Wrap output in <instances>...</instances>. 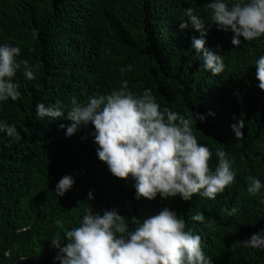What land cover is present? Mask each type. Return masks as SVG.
<instances>
[{"label": "trees", "instance_id": "16d2710c", "mask_svg": "<svg viewBox=\"0 0 264 264\" xmlns=\"http://www.w3.org/2000/svg\"><path fill=\"white\" fill-rule=\"evenodd\" d=\"M208 2L0 0V44L20 47L19 58L35 66L32 80L22 67L16 74L21 97L0 102V121L15 124L22 137L13 142L0 133V264H54L50 239L77 226L86 211L115 208L129 219H143L165 207L201 236L213 264H264V251L240 243L264 230V205L247 192L249 177L264 184V91L255 75L264 36L233 47L231 33L211 26L205 47L222 55L226 65L223 73L211 75L192 46L200 34L190 22L179 30L190 6L207 20ZM124 80L133 93L151 89L161 109L204 115L193 134L213 153V170L217 151L229 155L235 183L215 200L198 195L190 202L137 200L134 181L113 177L98 159L92 125L69 138L60 127L69 121L36 116L37 103L60 101L66 113L73 97L83 102L110 94ZM239 119L245 122L242 139L230 127ZM65 175L75 183L58 197L56 184ZM233 207L239 210L229 215ZM198 211L204 223L191 219Z\"/></svg>", "mask_w": 264, "mask_h": 264}, {"label": "clouds", "instance_id": "9594fccd", "mask_svg": "<svg viewBox=\"0 0 264 264\" xmlns=\"http://www.w3.org/2000/svg\"><path fill=\"white\" fill-rule=\"evenodd\" d=\"M205 7L210 10L207 20L191 6L184 9L182 16L186 19L179 23V30L187 29L190 22L200 34L193 38L192 46L198 54L202 53V68L216 76L225 71L226 65L222 55L205 47L208 30L214 25L218 31L231 33L233 47L264 36V0H209ZM20 52L18 46L0 44V102L21 97L20 86L15 82L21 67L27 80L35 78V66L20 59ZM255 68L258 88L264 91V55L255 61ZM127 70L131 71V66ZM35 110L39 120L69 121L60 125L66 128L69 138L92 125L90 136L97 146L98 159L113 177L134 181L137 200L153 201L159 196L163 200L179 197L190 202L197 195L215 200L235 183L234 161L229 155L217 151L218 163L213 170V153L193 134L192 126L204 122L205 116L193 113L186 117L167 107L161 109L151 89L136 94L124 80L110 94L89 96L83 102L73 97L66 113L60 101L37 103ZM230 127L236 139L243 138V119ZM0 133L13 142L22 139L15 124L5 121H0ZM249 181L248 194L258 197L264 205V184L255 177H249ZM74 183L72 176H63L56 184V195L64 196ZM93 192H88L89 201L94 199ZM238 210L233 207L228 214L234 215ZM191 219L204 223L206 217L198 211ZM50 240L56 250L54 264H213L204 251L206 245L201 236L188 229L185 220L167 207L143 219H129L115 208L102 214L86 211L77 226ZM240 243L264 251V230Z\"/></svg>", "mask_w": 264, "mask_h": 264}]
</instances>
